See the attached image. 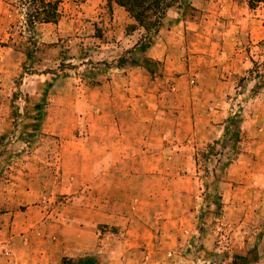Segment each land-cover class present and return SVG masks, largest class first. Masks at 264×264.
Here are the masks:
<instances>
[{
  "label": "rangeland",
  "instance_id": "obj_1",
  "mask_svg": "<svg viewBox=\"0 0 264 264\" xmlns=\"http://www.w3.org/2000/svg\"><path fill=\"white\" fill-rule=\"evenodd\" d=\"M181 1L172 0L168 10ZM245 1L264 20V0ZM58 14L55 23L28 31L14 0H0V264H75L85 257L95 264H242L238 258L264 264V152L244 160L246 141L232 148L223 131L193 150L186 144L173 151L172 107L186 104L173 90L194 87L195 76L183 75L204 63H182L170 73L167 63L137 56L133 68L149 75L164 112L155 147L161 155L149 153V169L164 171L118 177L124 185L111 192L118 201L105 207L111 219L62 224L48 217L68 196L41 199L51 190L47 174L39 184L28 168L45 165L46 155L88 134L94 87L144 34L107 0H59ZM194 16L185 9L186 18ZM246 51L249 68L234 75V91L224 100L240 124L242 106L264 93V40ZM136 161L130 160L132 170Z\"/></svg>",
  "mask_w": 264,
  "mask_h": 264
},
{
  "label": "crops",
  "instance_id": "obj_2",
  "mask_svg": "<svg viewBox=\"0 0 264 264\" xmlns=\"http://www.w3.org/2000/svg\"><path fill=\"white\" fill-rule=\"evenodd\" d=\"M187 4V8L181 5L165 13L145 53L147 59L167 63L170 73L178 71L182 63H204L193 69L189 67L183 75L195 76L194 87L185 89L178 85L173 90L186 103L176 108L171 106L174 111L171 134L178 143L173 151L179 152L186 144L193 150L197 143L220 138L224 120L233 113L231 104L224 101L234 91L232 78L241 69L249 68L247 48L264 40V20H258L248 10L245 0H190ZM188 8L196 15L193 20L185 17ZM116 13H123L122 9L116 8ZM206 29L211 34L208 37L204 35ZM214 60L226 67L220 70L206 65ZM108 70L93 90L97 99L93 104L92 124H87L88 134L61 145L59 152L46 155L45 165L37 164L34 171L28 168L39 184L41 175L47 174L45 183L51 190L41 199L52 202L55 195L68 196L48 216L62 224L85 218L93 221L102 216L113 218V211L106 214L105 207L118 201L111 194L118 185H124L118 177L161 171L149 169V153L155 152L152 154L155 157L161 155V150L155 147H159L162 137L160 117L164 113L157 91L150 89L149 75L137 68ZM240 114L238 144L246 141L248 148L242 157L251 162L264 152V93L249 99ZM133 158L139 163L136 170H132ZM234 167L227 168L228 175Z\"/></svg>",
  "mask_w": 264,
  "mask_h": 264
},
{
  "label": "trees",
  "instance_id": "obj_3",
  "mask_svg": "<svg viewBox=\"0 0 264 264\" xmlns=\"http://www.w3.org/2000/svg\"><path fill=\"white\" fill-rule=\"evenodd\" d=\"M171 2L172 0H107L108 6L114 3L124 8L137 27L144 31L141 38L115 61V68L129 69L139 65L140 60L137 56H143L152 45L166 11L172 6ZM58 4L59 0H14V7L21 13L23 26L28 31L33 30L39 23H55L59 17ZM180 4L186 6V1L182 0ZM239 124L237 115L225 121L222 137L225 139L230 136L226 140L231 142L232 148L240 141ZM235 258L238 257L235 256ZM238 259L242 261V264H246L245 258ZM75 264H95V259L85 257Z\"/></svg>",
  "mask_w": 264,
  "mask_h": 264
}]
</instances>
